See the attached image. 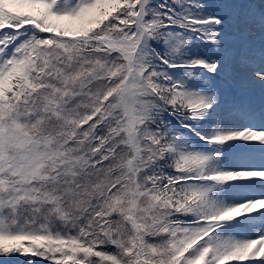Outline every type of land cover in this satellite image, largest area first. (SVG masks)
Wrapping results in <instances>:
<instances>
[{
	"label": "snow or ice",
	"instance_id": "1",
	"mask_svg": "<svg viewBox=\"0 0 264 264\" xmlns=\"http://www.w3.org/2000/svg\"><path fill=\"white\" fill-rule=\"evenodd\" d=\"M257 149L264 0H0V264H264Z\"/></svg>",
	"mask_w": 264,
	"mask_h": 264
},
{
	"label": "bare ground",
	"instance_id": "2",
	"mask_svg": "<svg viewBox=\"0 0 264 264\" xmlns=\"http://www.w3.org/2000/svg\"><path fill=\"white\" fill-rule=\"evenodd\" d=\"M246 161H242L240 158V154L239 152H232L231 157L227 160V162L225 163V166L231 167V168H238L241 166L242 163H244ZM258 180V178H254L251 180H246V181H236V182H230V183H234L237 185H242L243 183H251L252 185H254V183ZM243 186V185H242ZM227 187V185H226ZM235 193H245V194H251L249 192V189H246L244 187L238 188L233 190ZM235 198L239 199L241 198L239 195H237ZM258 264V262H257Z\"/></svg>",
	"mask_w": 264,
	"mask_h": 264
},
{
	"label": "rangeland",
	"instance_id": "3",
	"mask_svg": "<svg viewBox=\"0 0 264 264\" xmlns=\"http://www.w3.org/2000/svg\"><path fill=\"white\" fill-rule=\"evenodd\" d=\"M223 160V159H222ZM225 162V160H223Z\"/></svg>",
	"mask_w": 264,
	"mask_h": 264
}]
</instances>
